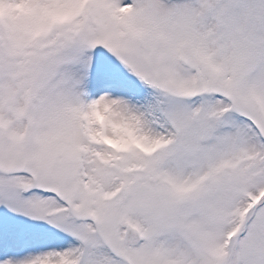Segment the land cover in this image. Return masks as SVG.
<instances>
[{
    "label": "snow or ice",
    "instance_id": "obj_1",
    "mask_svg": "<svg viewBox=\"0 0 264 264\" xmlns=\"http://www.w3.org/2000/svg\"><path fill=\"white\" fill-rule=\"evenodd\" d=\"M0 264H264V0H0Z\"/></svg>",
    "mask_w": 264,
    "mask_h": 264
}]
</instances>
